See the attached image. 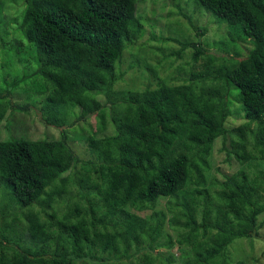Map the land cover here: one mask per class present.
<instances>
[{
    "label": "trees",
    "instance_id": "1",
    "mask_svg": "<svg viewBox=\"0 0 264 264\" xmlns=\"http://www.w3.org/2000/svg\"><path fill=\"white\" fill-rule=\"evenodd\" d=\"M7 1L0 25L16 22L1 17ZM23 1L15 40L0 52L12 66L0 67L11 78L0 80V122L7 111L37 112L60 135L0 140V264H248L241 244L260 240L264 170L218 182L211 159L220 141L226 161L264 164V0H192L225 25L221 45H250L244 56L152 35L178 49L150 68L135 45L144 26L138 0ZM3 31L0 50L10 36ZM126 49L143 90L119 72ZM21 87L25 100L14 102ZM233 114L243 122L230 126ZM80 122L95 129L80 130L87 159L66 131ZM240 239L233 260L229 247ZM175 246L177 256L160 251Z\"/></svg>",
    "mask_w": 264,
    "mask_h": 264
},
{
    "label": "rangeland",
    "instance_id": "2",
    "mask_svg": "<svg viewBox=\"0 0 264 264\" xmlns=\"http://www.w3.org/2000/svg\"><path fill=\"white\" fill-rule=\"evenodd\" d=\"M1 11V17L5 21V23H8L9 21L16 20V22L10 24V25H0V29L4 30L3 32L9 33L10 36L5 38L6 41V47L4 50H0L1 55L2 52L5 50H9V47L12 46L15 36L13 34V30H15L16 26L21 21V13L24 9V1L23 0H10L7 1L5 6L2 8ZM137 12L141 15L143 18L144 26H143V33L139 37V39L136 42V50L137 48H141L143 51L140 57L144 58L147 56V66L150 68L151 66L154 67L156 64V61L162 60V53L165 52V55L169 53V51L172 49H178V46L173 43H165L159 45L158 41L153 40L151 37L154 35L155 37H159L160 35L164 37H170V38H177L179 40H191L192 42H199L203 48L206 50H209L212 53L219 54V55H227V53L235 55V52H240L241 56H244L247 51L249 50L250 45L247 43L240 45V50L233 49L232 46L229 43H224V46L221 45V39L225 37L226 35V28L225 25L219 24L217 20L209 13H207L202 8H195L194 2L192 0H138L137 2ZM185 16H191L192 23L195 25V27L198 30H194L189 25V20ZM206 31H205V30ZM202 31L204 32L203 35ZM198 34H200L198 36ZM223 41V40H222ZM25 44V43H24ZM1 46V44H0ZM166 50H163V49ZM167 48L169 51H167ZM160 50L161 56L156 55V52ZM19 51V50H18ZM167 51V52H166ZM193 52L192 49H187L186 53V60L189 61L191 57V53ZM19 55V52H17ZM146 53V54H145ZM0 55V67L4 64L6 65L7 70L12 72V66H7L8 61L7 59H2L3 57ZM12 56H17L16 53H13ZM14 60V59H12ZM16 62V66L20 67L22 64H19L17 60H14ZM180 61L178 60V63ZM164 63V62H163ZM130 64H134L130 59L129 56V50L126 49L124 51L123 55V62L121 65V69L119 70L120 73H125L124 78L129 82L130 79H135L137 81V88H140L143 90L146 86V82L140 80L139 75L141 73V68H137L136 66L130 67ZM143 66H145L143 64ZM166 66V64H164ZM10 72V73H11ZM23 72V70H22ZM12 74V73H11ZM157 74L159 78L167 77L168 73L161 68V65L157 67ZM9 75L5 72L0 71V80L3 79V77H6L7 81H10L11 78L8 77ZM176 76H174L175 81ZM149 79L152 81L151 88L155 87V83L157 80ZM168 83V82H167ZM176 83V82H175ZM130 87H133L136 89V82L133 81L131 84H128L126 87L127 89H130ZM118 89L123 90V86L121 83L117 85ZM125 88V89H126ZM26 89H29L28 84L26 85ZM24 88L21 87L19 89H16L13 91V99L14 102H23L25 100L26 95H23ZM237 104L234 103L232 105L231 110H236ZM241 109V106L238 105ZM35 111V110H33ZM11 113V115H10ZM37 112H30L29 114H26L25 116H22L18 114L17 112H11L7 111L5 116L3 117L2 121L0 122V140H6L11 137H19L21 135L22 137H25L27 139L36 140V139H58L60 135V131L57 129H53L50 127H45L43 124H40L38 117L36 116ZM235 113V112H234ZM232 118L234 119L235 123L229 119L228 124L230 126L238 125L242 123V114L235 115L233 114ZM231 118V119H232ZM10 120V123L12 121V124L7 129V120ZM95 117L89 120V123L94 128L95 126ZM89 123L80 122L76 124L74 127L66 129L68 136H69V144L71 145L72 149L83 159L90 158V155L88 153L84 138L86 136L85 132H81L82 129L89 128L91 131L95 130L92 129V127L89 126ZM232 158V157H230ZM227 156L226 152L222 150V145L220 141L215 142L213 153H212V166H211V174L216 178V180L224 179L225 175L231 176L235 174L239 169H242L249 173L250 177H253L254 174L257 173V171L264 170V164H260V160L251 161L250 165L251 167H247L246 165H240L235 160L231 159L230 161H226ZM229 159V158H228ZM166 203V200H161L160 202V208L164 209V205ZM141 216H147L150 214V211L145 212H138ZM259 221H264V212L259 217ZM171 230H167V232L173 236V232H170ZM260 234V240H253V242L249 241H242L241 248L244 251V255L242 259H246L248 264H264V225L263 228L259 231ZM173 240L174 237H172ZM236 240L232 243V246L229 247L230 254L229 256L231 259L239 260L241 257L235 258L234 256H238L240 254L239 249L234 248L236 244H239ZM161 252H167L171 254H174V256H177L178 254V248L175 246L172 250H167L165 248L160 249ZM234 255V256H232ZM236 260V261H237Z\"/></svg>",
    "mask_w": 264,
    "mask_h": 264
}]
</instances>
